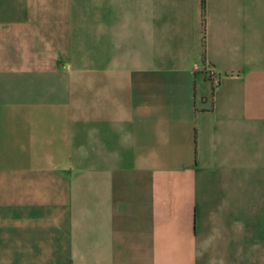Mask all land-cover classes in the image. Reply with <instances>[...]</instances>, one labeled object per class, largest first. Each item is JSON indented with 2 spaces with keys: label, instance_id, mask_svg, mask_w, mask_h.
I'll return each mask as SVG.
<instances>
[{
  "label": "crops",
  "instance_id": "crops-1",
  "mask_svg": "<svg viewBox=\"0 0 264 264\" xmlns=\"http://www.w3.org/2000/svg\"><path fill=\"white\" fill-rule=\"evenodd\" d=\"M254 199L264 0H0V264H253Z\"/></svg>",
  "mask_w": 264,
  "mask_h": 264
},
{
  "label": "rangeland",
  "instance_id": "rangeland-1",
  "mask_svg": "<svg viewBox=\"0 0 264 264\" xmlns=\"http://www.w3.org/2000/svg\"><path fill=\"white\" fill-rule=\"evenodd\" d=\"M92 61H102L108 63H119L120 55H109V56H88ZM264 200L254 199V208L259 207ZM253 264H264V231L255 230L253 231Z\"/></svg>",
  "mask_w": 264,
  "mask_h": 264
},
{
  "label": "built area",
  "instance_id": "built-area-1",
  "mask_svg": "<svg viewBox=\"0 0 264 264\" xmlns=\"http://www.w3.org/2000/svg\"><path fill=\"white\" fill-rule=\"evenodd\" d=\"M205 71L208 79L212 84L213 89H217L220 85L221 75L208 64L205 66Z\"/></svg>",
  "mask_w": 264,
  "mask_h": 264
}]
</instances>
